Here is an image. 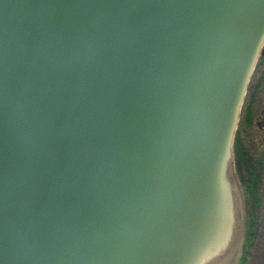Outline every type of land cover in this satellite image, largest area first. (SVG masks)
Listing matches in <instances>:
<instances>
[{
    "label": "water",
    "instance_id": "water-1",
    "mask_svg": "<svg viewBox=\"0 0 264 264\" xmlns=\"http://www.w3.org/2000/svg\"><path fill=\"white\" fill-rule=\"evenodd\" d=\"M263 45L264 0H0V264L172 259Z\"/></svg>",
    "mask_w": 264,
    "mask_h": 264
},
{
    "label": "bare ground",
    "instance_id": "bare-ground-1",
    "mask_svg": "<svg viewBox=\"0 0 264 264\" xmlns=\"http://www.w3.org/2000/svg\"><path fill=\"white\" fill-rule=\"evenodd\" d=\"M231 126V125H230ZM228 139L225 140L217 157L226 155ZM211 170L202 178L201 183L195 189V205L200 212L191 222L194 236L177 238L176 242L167 249L164 256H172V259L160 264H202L210 253L214 252L224 242L230 230L231 217L224 206L216 202L215 192L219 184L214 181Z\"/></svg>",
    "mask_w": 264,
    "mask_h": 264
},
{
    "label": "flooded vegetation",
    "instance_id": "flooded-vegetation-1",
    "mask_svg": "<svg viewBox=\"0 0 264 264\" xmlns=\"http://www.w3.org/2000/svg\"><path fill=\"white\" fill-rule=\"evenodd\" d=\"M241 111L233 143L235 173L241 182L246 178L248 167L254 169L262 179L264 197V45Z\"/></svg>",
    "mask_w": 264,
    "mask_h": 264
},
{
    "label": "rangeland",
    "instance_id": "rangeland-1",
    "mask_svg": "<svg viewBox=\"0 0 264 264\" xmlns=\"http://www.w3.org/2000/svg\"><path fill=\"white\" fill-rule=\"evenodd\" d=\"M241 114L242 111L240 118ZM224 177L227 185L225 205L231 217L230 230L227 239L206 256L202 264H238L242 252L246 217L243 189L235 173L233 148L228 163H225ZM256 231L257 241L247 264H264V202L257 215Z\"/></svg>",
    "mask_w": 264,
    "mask_h": 264
},
{
    "label": "trees",
    "instance_id": "trees-1",
    "mask_svg": "<svg viewBox=\"0 0 264 264\" xmlns=\"http://www.w3.org/2000/svg\"><path fill=\"white\" fill-rule=\"evenodd\" d=\"M245 176L246 178L240 182L244 194L246 218L242 252L238 264H247L249 261V256L257 241V215L264 202L261 194L263 184L261 177L257 175L254 169L249 167L245 172Z\"/></svg>",
    "mask_w": 264,
    "mask_h": 264
}]
</instances>
